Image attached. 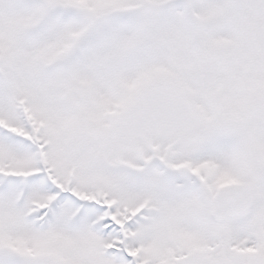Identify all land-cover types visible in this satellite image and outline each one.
Here are the masks:
<instances>
[{"label":"snow or ice","instance_id":"1","mask_svg":"<svg viewBox=\"0 0 264 264\" xmlns=\"http://www.w3.org/2000/svg\"><path fill=\"white\" fill-rule=\"evenodd\" d=\"M0 264H264V0H0Z\"/></svg>","mask_w":264,"mask_h":264}]
</instances>
